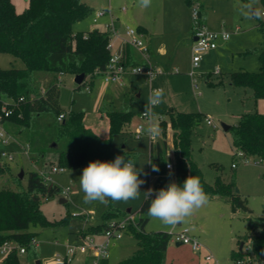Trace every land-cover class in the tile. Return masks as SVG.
Wrapping results in <instances>:
<instances>
[{
	"label": "rangeland",
	"instance_id": "374dc122",
	"mask_svg": "<svg viewBox=\"0 0 264 264\" xmlns=\"http://www.w3.org/2000/svg\"><path fill=\"white\" fill-rule=\"evenodd\" d=\"M91 9L104 7V2L109 4V10L118 12L124 6L122 20H128L130 27L136 28V21H144L151 27L161 29L169 43L182 40L188 34L191 38L192 15L188 8L189 26L186 28V19L183 20L182 4L185 0H151L150 6L142 7L140 0H83ZM209 7L219 18H224L222 30H229L237 26L241 32L231 36L219 50L208 52L202 56L199 67L192 69L191 52L186 49V39L182 40L177 48L178 64L164 73L155 77L151 82L143 74H132L124 77V96H115L110 88L104 91L105 101L98 102L97 87L99 80H94L93 88L86 92L84 86L74 82V75L64 74L59 78V106L63 112H83L84 123L90 126L101 137L105 134L107 121L100 117L99 109L105 104L119 106L124 99V106L138 113L128 129L116 135L112 145L114 150H121L126 154L134 153L140 171V178L145 180L141 186L139 199L128 202H112L110 206L120 212H136L142 201L146 198L143 192L152 189L153 177L149 171V145L148 135L144 132L136 138L134 131L139 124L145 126L142 119L146 98L153 88L165 89V100L154 111L158 114L157 120L166 118L170 109L189 114H200L201 123L196 127L191 138V158L201 170L206 184L214 185L217 177L225 183L234 179L235 192L245 200L251 210L253 218L264 217V168L252 164H244L237 158L235 150L230 145V134L221 128V124L235 126L238 116L246 113L257 112L264 114V98H252V91L248 88L233 86L229 74L237 71L257 73L260 70L258 53L245 54V51L257 47L262 41L261 32L255 27L256 19L251 18L249 7L254 8L258 14L263 9L261 0H200ZM15 11L23 12L27 0H12ZM243 15L245 17H243ZM106 19L99 20L97 25L92 23V14L74 26V32H86L100 27ZM253 25L251 30L245 25L246 21ZM264 21V17H259ZM182 38V39H181ZM143 40L146 39L143 37ZM74 44V41H73ZM182 48L184 50L182 51ZM181 50V51H180ZM24 64L19 59H14L8 54L0 53V69H22ZM193 76H190V72ZM218 72V73H216ZM210 75V77H208ZM98 84V85H97ZM102 85V84H101ZM104 102V103H103ZM207 120L211 124H207ZM54 121L50 114H45L35 125L32 135L24 132L20 134L18 128L11 124L0 125L8 134V143L0 141V152L5 151L12 156V160L0 156L1 163L10 168V174L0 176V190L12 187L11 176H18L23 171L20 179L22 188L27 185V174L31 171L48 172L50 183L65 189L69 187L66 204L59 203L58 197H52L41 204V212L48 221H59L67 217L66 222L57 227L41 228L39 225H30L28 230L35 235L38 259L42 264H60L56 256L63 258L68 245H72L74 237L84 227L96 226L101 223V216L107 210L108 203H84L83 192L80 189L79 177L82 169L68 170L64 173H50L56 166L57 151L50 143ZM215 126V127H214ZM169 135V134H168ZM170 140V136H168ZM29 147V151L24 149ZM42 154H41V153ZM170 153V152H169ZM167 154L168 163L170 155ZM42 155V156H41ZM236 167L232 168L231 165ZM86 167V166H85ZM43 173V172H42ZM170 182H175L173 169L168 167L166 187ZM62 198V197H61ZM72 214L75 216L73 217ZM119 216L116 220H120ZM138 218V217H137ZM187 228L190 236L197 238L203 246L199 251H193L190 245L180 244L171 239L166 253L165 264H230V251L236 249V237L245 236L247 222L244 214H232L230 207L218 199H209L206 206L195 211L191 217L185 218L175 226H163L158 220L149 217L145 226L146 233L166 232L169 235ZM97 241L101 237H96ZM248 244L243 247L246 251ZM136 249V240L128 230L122 231L120 240L111 241L108 247L107 261L109 264H120L127 260ZM211 254L213 260L207 262L205 257ZM21 264H34V260L26 255H19ZM3 257L0 256V264ZM86 256L77 252L70 261L61 264H85Z\"/></svg>",
	"mask_w": 264,
	"mask_h": 264
},
{
	"label": "trees",
	"instance_id": "16d2710c",
	"mask_svg": "<svg viewBox=\"0 0 264 264\" xmlns=\"http://www.w3.org/2000/svg\"><path fill=\"white\" fill-rule=\"evenodd\" d=\"M194 2L197 0H185L188 6ZM261 3L264 8V0ZM90 14L92 9L83 0H27V6L21 13L15 11L11 0H0V53L19 59L24 64L22 69H0V125L11 124L18 128L20 134L27 132L31 136L41 118L50 114L54 126L49 140L55 144L57 151L56 166L68 170L82 169L94 160L111 161L116 156L136 158V154L124 155L123 151L114 150L112 145L114 137L128 129L137 115L130 108L115 107L110 103L100 107V117L107 121L108 130L107 137L102 138L85 126L83 112H63L59 106L58 79L61 75L84 74V80L87 77L95 78L94 73L104 70L109 62L108 35L105 31L74 32V26ZM199 17L202 22L201 9ZM259 17L260 14L255 19L257 29L263 36L262 41L257 47L245 51V54L258 53L259 72L237 71L229 74L231 85L250 89L255 101L264 98V21H260ZM125 56L126 66H145L132 48L125 49ZM21 98L23 100L19 101ZM11 101L16 104L13 114L4 118L2 106ZM60 115H63V120L58 122ZM200 123V114L175 110L166 112V118L159 122V137L150 143L149 171L154 179L152 189L159 190L165 186L170 136L175 182L182 185L189 175L197 176L209 199L225 202L234 215H245L247 232L243 237H236L237 248L230 251V261L260 262L264 252V217L251 216L245 200L235 192L234 179L225 183L217 177L214 185H208L201 170L192 161L191 138ZM227 132L235 153L241 152L246 158L264 162V114H242L237 124L230 126ZM153 164L158 166V172L152 170ZM4 174H10V168L0 161V176ZM11 180L13 188L0 190V244L15 242L25 249L28 259L38 260L37 247L33 245L35 235L28 228L30 225L57 227L66 222L67 217L48 221L40 209L43 201L55 196L62 199L61 188L47 182L36 171L28 172L25 189L18 176H11ZM150 199L145 198L136 212H129L138 215L136 226L129 225L126 229L135 238L136 249L120 264H165L171 236L166 232L146 233L144 230L149 221L147 210ZM107 203L109 205L101 216V223L80 231L76 234L77 239L102 236L110 221L128 214L111 207L110 200ZM245 244L249 245L250 251L244 253ZM1 264H21L18 253L12 252ZM102 264H108L107 260Z\"/></svg>",
	"mask_w": 264,
	"mask_h": 264
},
{
	"label": "built area",
	"instance_id": "2783aa9c",
	"mask_svg": "<svg viewBox=\"0 0 264 264\" xmlns=\"http://www.w3.org/2000/svg\"><path fill=\"white\" fill-rule=\"evenodd\" d=\"M191 15H192V36H193V44L191 47V63L192 69H196L199 66V62L202 59V56L209 51H212L218 47V45L229 39L230 33L223 31L217 32L209 30L200 20L199 11L200 5L198 2H194L191 6ZM124 11V8H122ZM260 16L264 17V8L260 12ZM108 18V21L97 28V30L105 31L108 35L107 41V50L110 52L109 62L106 68L102 71H96L94 73L95 78H100L106 86H117L119 88L124 86V77L126 75L132 74H143L148 80L151 82L155 77L160 74H163V71L159 68H155L150 63V51L143 40V33L139 31L137 28H133L130 26H125L121 31L117 24L116 18L112 15L111 11L107 8L104 10H97L92 15V23L97 25L99 20L102 18ZM238 31V28L235 29ZM127 47L132 48L140 57V60L145 64V66H126V56L125 49ZM218 73V72H216ZM190 76H193V72H190ZM60 78V77H59ZM95 78L87 77L82 86L86 92L91 91L92 82ZM59 81V79H58ZM23 99H19L22 101ZM15 103L11 101L9 104H4L2 106V114L4 118H8L13 114V110L15 107ZM142 119L145 121L144 116ZM63 120V115H60L57 118L58 122ZM207 124H211L209 120H207ZM215 127V126H214ZM144 133V126L139 124L135 131V137L140 138ZM8 134L5 132L3 128L0 127V141L5 145L8 143ZM150 143L155 141L156 138H152L148 135ZM28 151V147L25 149ZM237 158L241 160L244 164H252L254 166L263 167L264 162L260 159H249L244 157L241 152L235 153ZM0 156L12 160V156L9 155L5 151L0 152ZM170 165L168 164L166 167L168 169ZM232 168H235L236 165L232 164ZM172 169V166H170ZM65 169L59 168L57 166H53L50 169V173H64ZM47 182H50L47 174L39 173ZM70 189L66 187L61 190L60 197L67 198ZM75 216L74 214L72 215ZM137 214L128 213L127 215L121 217L120 220L110 221L108 223V228L105 230L104 234L101 236V239L97 241L95 236H86L81 238L78 243L68 245L66 249V253L63 258L56 256L57 263H67L72 259V257L80 252L84 255H88L90 257L89 264H102L103 261L107 260L108 255V247L113 240H120L122 238V231L126 230L129 225L136 226ZM171 240L176 242L177 244H185L190 245L193 251L199 252L203 246L198 242L197 238L189 235V231L187 228L180 229L179 231L170 235ZM35 247L36 243L33 242ZM250 250V247H246V251ZM12 252L18 253V255L25 254V249L20 247L17 243L12 241H6L0 244V256L7 257ZM207 262L213 260V256L208 254L205 257ZM213 264H218L214 262ZM230 264H250L248 260H238L235 262L230 261ZM252 264H264V252L262 255V259L260 262H254Z\"/></svg>",
	"mask_w": 264,
	"mask_h": 264
},
{
	"label": "clouds",
	"instance_id": "9594fccd",
	"mask_svg": "<svg viewBox=\"0 0 264 264\" xmlns=\"http://www.w3.org/2000/svg\"><path fill=\"white\" fill-rule=\"evenodd\" d=\"M151 0H140L142 7L150 6ZM165 100L164 88L150 90L144 105V132L152 138L160 135L161 129L154 111ZM148 163H151L149 161ZM137 163L132 158L116 156L111 161H90L82 169L79 177L80 189L83 192L84 203L107 201L128 202L139 199L141 186L145 180L140 178ZM170 167V166H169ZM152 170L159 171L158 166L152 165ZM150 205L147 215L158 220L163 226H175L185 218L191 217L195 211L206 206L209 202L208 194L199 177L189 175L182 185L170 182L159 190L149 188L143 192Z\"/></svg>",
	"mask_w": 264,
	"mask_h": 264
},
{
	"label": "crops",
	"instance_id": "0c3cea01",
	"mask_svg": "<svg viewBox=\"0 0 264 264\" xmlns=\"http://www.w3.org/2000/svg\"><path fill=\"white\" fill-rule=\"evenodd\" d=\"M12 1V0H11ZM197 2L199 3L200 5V9H201V13H202V23L209 29V30H212V31H217V32H223V31H226L228 33H230V37L228 40L220 43L218 45V47L212 51H209V52H214L213 54H215L219 48L221 46H223L224 43L228 42L231 38L232 35L234 34H237V33H240L242 30H241V27L240 26H237L235 28H230L229 30H222V28H224V24H225V21H224V18H219V16H217L214 12V10L212 11L211 9H209V7H206L203 2H201L200 0H197ZM86 3V2H85ZM245 3V2H244ZM13 4V2H12ZM87 4V3H86ZM104 7L103 8H98V9H92V15L95 11L97 10H104V9H109V4L107 3V1L104 2ZM182 8H183V11H182V16H183V20L184 18L186 19V28H188L189 26V14H188V8H190V6H188L186 3L182 4ZM14 6V5H13ZM27 6V5H26ZM122 8H124V11L126 10V8L124 6L118 8V12L117 13H112V15L116 18V24L118 26V28L122 31L123 28L125 26H129L127 25L128 24V20H122V13L124 11H122ZM15 9V8H14ZM17 11V10H16ZM248 12L250 13V16H251V12L250 10H248ZM17 13H21V12H17ZM243 17H245L243 15ZM253 19H255V17H251ZM104 19H106L104 23H106L108 21V18L105 17ZM257 23V22H256ZM102 24V25H103ZM136 28H139L141 30V32L143 33V37L146 39V44L149 48V51H150V63L152 66H154L155 68H159L163 71V73L165 72L164 69H169L172 66H175L176 64H178V61H177V55L179 54L177 52V48L178 46L180 45L181 41L184 39H186V49L189 50L191 52V47H192V44H193V36H191L190 40H189V36L186 32V34L181 38L182 40H179L178 41H174L173 43H169L167 42V38H166V35L164 33H161V29H157V28H154L153 26L151 27L150 25H148L147 23H144V21H136ZM245 25L248 26V29L251 30L253 28V25L251 24L250 21H246L245 22ZM255 27L257 28L256 24H255ZM238 28V31H236L235 29ZM97 29V28H95ZM94 29V30H95ZM192 33V32H191ZM192 35V34H191ZM184 50V48H182V51ZM134 51V50H133ZM181 51V50H180ZM136 56L138 55L136 51H134ZM208 53V52H207ZM138 60H140V57L139 55L137 56ZM141 61V60H140ZM199 67V66H198ZM197 67V68H198ZM130 75V74H129ZM129 75H126V76H129ZM125 76V77H126ZM96 79V78H95ZM94 79V80H95ZM99 80L97 81V84L98 87H97V95L96 97L98 98V102H101L102 100L105 101L104 99V91L107 89V88H110V91L111 93H113V95L115 96H124L125 95V92H123V87L119 88L117 86H106L103 84V82L100 80V78H98ZM94 80L92 82V86H91V90L93 88V84H94ZM102 84V85H101ZM125 99V98H124ZM124 99L123 101L120 103L119 106L117 105H114L115 107H120V106H124ZM104 103V102H103ZM110 103V102H108ZM111 104V103H110ZM103 105V104H102ZM170 110H174V109H170ZM135 112V111H134ZM168 112V111H167ZM136 113V112H135ZM138 115V113H137ZM239 118V116H238ZM86 127L88 128H91L90 126H87L85 124ZM93 129V128H91ZM94 130V129H93ZM108 135V130L106 128V131H105V134L103 135L102 138H106ZM101 137V136H100ZM168 146H169V149H168V153L170 155V162H169V165L172 166V152H171V144H170V140L168 142ZM26 149V148H25ZM24 149V150H25ZM149 149H150V145H149ZM29 151V150H28ZM167 153V154H168ZM148 158H149V153H148ZM168 159V157H167ZM43 173L45 174H48V172H44L42 171ZM42 172H39V173H42ZM151 176V175H150ZM152 177V176H151ZM50 181V180H49ZM51 182V181H50ZM64 199V198H62ZM73 215V214H72ZM179 225H180V222H178ZM87 227H84V229H86ZM78 234V233H77ZM95 237H101V236H95ZM80 239H77V236L75 235L74 237V242L72 244H76L79 242ZM177 244V243H176ZM37 250V248H36ZM26 255V254H24ZM86 256V262L85 264H89V260H90V257L88 255H85ZM36 261H39L38 260H34V264ZM40 262V261H39ZM108 262V261H107ZM42 264V263H40ZM109 264V263H108Z\"/></svg>",
	"mask_w": 264,
	"mask_h": 264
},
{
	"label": "water",
	"instance_id": "95a60500",
	"mask_svg": "<svg viewBox=\"0 0 264 264\" xmlns=\"http://www.w3.org/2000/svg\"><path fill=\"white\" fill-rule=\"evenodd\" d=\"M249 10L251 12V17H256L258 15V12L254 8L249 7ZM84 78H85L84 74H80V75L75 76L74 77L75 84L78 85V86L81 85V83L83 82ZM229 127L230 126L221 124L222 130L225 131V132L228 131ZM52 147H55V144H53ZM18 178L19 179H22L23 178V171H21L19 173ZM65 202H66L65 199H59V203L64 204ZM126 212L129 213L130 212V209H128ZM178 225H179V223H178ZM179 245L180 244H176V246H179ZM241 248H242V244L240 245V249ZM35 264H40V262L39 261H36Z\"/></svg>",
	"mask_w": 264,
	"mask_h": 264
}]
</instances>
